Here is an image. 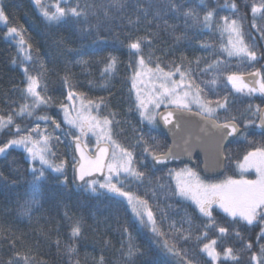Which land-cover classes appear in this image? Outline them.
<instances>
[{
    "label": "snow or ice",
    "instance_id": "obj_1",
    "mask_svg": "<svg viewBox=\"0 0 264 264\" xmlns=\"http://www.w3.org/2000/svg\"><path fill=\"white\" fill-rule=\"evenodd\" d=\"M33 3L49 24L57 25L72 20L76 23L88 22L89 27H92L91 20L100 23L101 15L105 21H110L116 18L117 14L131 13L135 14L137 19L135 22L129 20V23L137 25L143 21L160 28L162 22L165 29L174 28L168 24L167 17L169 14H175L176 18H183L186 24L195 22L208 27L216 15L214 10H209L205 5L201 18L200 14L194 8L188 7L183 0H93L92 3L83 5H73L64 0H57L55 4L49 5L43 0H33ZM229 6L238 10L236 3ZM250 9L252 27L257 28L261 33L260 39H264V28H259L255 23L257 15L264 20V0H259L258 3L253 0ZM246 18L240 16L238 19H230L224 16L220 18L222 23L215 24L222 34L227 33L229 36L228 45L223 51L229 57H238L240 61L237 70L228 71L226 74L227 83L224 87L231 85V89L224 95L215 91L218 78L225 75L220 60L207 64L203 69L204 72L214 70L216 76L211 81L198 82L194 70L188 66L190 61L185 63V58H182L181 64L162 67L158 59L145 52V48L151 46V41L145 37L134 36L131 30L128 32L126 39L129 42L126 47L129 67L132 69L130 92L135 91L134 106L142 121H147L153 126L162 122L173 135V143L164 145L155 137H146L141 132L137 136V144L142 149L140 153L135 152L132 145H123L114 137V127L118 122L115 121L114 113L104 111L107 103L103 97L94 100L78 92L67 78L64 83L68 91L64 99L42 95L37 91V77L31 74L28 67H24L25 87L21 96L24 103L20 105L19 112L12 111L6 116L0 115V130L7 129L8 133L12 134V138L0 146V155L6 154L10 148H22L33 165L30 196L20 205L21 214L28 215L33 208L38 209L40 181L45 178L46 173L58 174L55 177L57 181L67 185L66 167L70 166L74 173L72 182L76 183L78 188L97 195L111 194L124 198L142 224L150 226L155 235H164L158 230L157 218L149 201L157 196L156 189L165 187L164 180L167 178L172 195L194 205V211L199 214L198 218H203L205 229H214L219 233V237H231L234 240L233 244L223 246L222 251H217L216 239L203 243L199 251L206 254L210 264H264V140L249 139L250 127L253 134L256 127L260 128L261 135L264 136V107L251 103L243 110L235 107L238 96L252 97L259 94L264 97V65L256 66L264 60V50L258 49L251 37L248 38L251 43L245 42V33L241 30L240 21ZM0 21H8L2 8ZM7 35L17 40L21 49L33 48L25 39L21 27H8ZM179 39L177 37V40ZM26 58L31 59L30 52ZM117 62V57L110 55L105 61V73L113 71ZM240 66L243 70H240ZM177 75L179 79H176ZM143 77L153 81V86L147 93L138 87V82L143 83ZM209 92L215 95L216 99H211ZM53 105L59 107L63 114L61 122L47 114L35 117L36 121L44 123L43 128L41 123L37 122L35 127L22 129L15 122L16 116H32L35 109ZM49 121L54 125L51 132L48 131ZM12 128H15L14 133ZM57 132L59 134H56ZM241 142L247 146L242 150V158L229 147L230 144ZM61 143L72 149L70 160L60 158L53 151V148ZM197 147L209 150L218 166L234 161L241 173L239 178L227 176L216 181L202 178L200 172L193 167L185 166L179 170L167 168L169 161L179 159L177 149L191 157ZM36 164H39L38 168ZM247 171H254L256 178H245L243 173ZM158 172L161 175H156ZM173 179L174 188L171 187ZM126 182L128 186L135 183L138 188H145L144 195H134L130 187L125 190ZM220 213L230 218V226L226 227L220 223ZM163 215L161 212V216ZM81 227L79 221L72 227L70 236L73 241L82 237ZM169 227L177 233L173 237L176 243L169 244L165 240L163 247L166 253L180 257V264H200L196 259L197 253L190 257L187 251L177 248L179 241L187 243L193 239L191 231L177 229L175 224ZM256 227L259 232L255 233L254 242L242 235V231ZM124 231L127 233L128 229L125 228ZM185 231H188L187 235ZM204 238H207V231ZM195 239L199 241L201 238ZM0 243H6L13 253L3 264H35L32 256L18 250L15 232H10L7 239ZM236 243L240 246L236 247ZM57 247H60L59 241ZM76 252L72 244L66 246L68 264H78L75 259ZM138 255L142 253L134 244L129 243L125 264H136L135 257ZM100 264H103V257ZM205 264L209 262L206 261Z\"/></svg>",
    "mask_w": 264,
    "mask_h": 264
},
{
    "label": "trees",
    "instance_id": "obj_2",
    "mask_svg": "<svg viewBox=\"0 0 264 264\" xmlns=\"http://www.w3.org/2000/svg\"><path fill=\"white\" fill-rule=\"evenodd\" d=\"M92 2L93 0H69L68 3L83 5ZM183 2L194 8L201 18L207 5V8L214 10L216 14L213 23L208 27L195 22L186 24L183 18L169 14L168 24L174 28L165 29L162 22L160 28L143 21L138 25L129 23V20L135 22L137 17L128 13L117 14L116 18L110 21H105L101 15L100 23L91 20L92 27H89L88 22L76 23L72 20L57 25L49 24L42 17L33 0H0V8L8 17L6 26L0 25V115L6 116L12 111L19 112L20 105L24 103L21 99L25 87L23 69L28 67L31 74L37 77L40 83L39 92L42 95L64 99L68 91L64 83L67 78L78 92L94 100L103 97L107 103L104 111L114 113L115 121L118 122L114 127V137L123 145H132L135 152L142 151L137 144V136L141 132L146 137L148 135L155 137L161 144L169 145L161 128L142 121L134 106L133 92H130L132 69L129 67L126 47L129 42L126 39L128 32L131 30L134 36L145 37L151 41V46L146 47L145 52L158 59L162 67L181 64L182 58H185V63L190 61L191 64L188 66L194 70L198 82L211 81L216 76L215 71L204 72L203 69L207 64L220 60L225 73L218 78L215 85V91L220 95L231 89V85L224 87L227 83V72L237 70L240 65L239 58L229 57L223 51L227 46V35L215 27L216 23H222L220 18L228 16L230 19H238L240 16H246V19L240 21L241 30L245 33V42L251 43L252 41L248 39L251 37L257 48L264 50V39H260L261 33L252 27L250 4L253 0H183ZM231 3H236L238 10L232 9L229 6ZM255 23L259 28H264V20H261L259 15ZM8 27H21L25 39L33 48L21 49L17 40L8 37ZM177 37L180 39L177 40ZM23 50L25 55L22 54ZM29 52L31 59L26 58ZM110 55L116 56L118 62L113 71L105 73V61ZM260 65H264V60L256 66ZM240 70H243L242 66ZM209 97L216 99L211 92ZM249 103L256 105L258 102L252 97L238 96L235 107L243 110ZM44 114L58 122L63 119L59 107L53 105L35 109L32 116H16L15 122L22 129H30L35 127V123H42L36 121L35 117ZM52 126L54 128V125ZM250 129L251 127L249 133ZM51 131L52 128L49 129V132ZM14 132L15 128H12V133ZM11 138L12 134L8 133L7 129L0 130V146ZM262 138L249 135V139L256 141H261ZM229 147L242 158V150L247 146L241 142L230 144ZM53 151L62 159L71 158L72 149L63 143L56 145ZM193 168L200 172L199 159H196ZM235 168L234 161L226 163L223 177L239 178ZM31 169V162L20 149L10 148L0 157V241L6 240L10 232H15L18 250L32 256L35 264H68L65 250L69 244L77 250L75 259L78 264H100L101 257L103 264H125L129 243L134 244L142 253L135 257L136 264H180V257L167 254L163 247L165 240L169 244L176 243L173 237L177 233L169 227L172 224H175L177 229L191 231L193 239L187 243L179 241L177 248L187 251L190 257L197 253L196 259L200 264H205L206 261L210 264L206 254L199 251L203 243L216 239L217 251H222L223 246L234 243L231 237L221 238L214 229H205L202 224L203 218H198L199 214L194 211V205L172 195L167 178L164 180L165 187L156 189L157 196L149 201L157 218L158 230L164 235L157 236L151 231L150 226L142 224L124 198L111 194L97 195L78 188L72 182L70 166L66 167L67 185L57 181L55 177L58 174L46 173L45 178L40 181L38 209L33 208L28 215H22L20 205L30 196V184L33 179ZM156 175L159 176L161 173L158 172ZM174 186L173 179L171 187ZM129 187L134 195L143 196L146 190L143 187L138 188L135 183L128 186L126 182L125 190H129ZM161 212L164 213L163 216ZM218 219L223 226H230V218L225 217L223 213H220ZM77 221L82 226V237L73 241L70 233ZM125 228L128 229L127 233L124 231ZM258 232V227L249 228L242 231V235L254 242L255 233ZM187 234L188 231H185V235ZM195 237L201 239L198 241ZM235 246L240 245L236 243ZM12 255L7 244L0 243V264Z\"/></svg>",
    "mask_w": 264,
    "mask_h": 264
},
{
    "label": "water",
    "instance_id": "obj_3",
    "mask_svg": "<svg viewBox=\"0 0 264 264\" xmlns=\"http://www.w3.org/2000/svg\"><path fill=\"white\" fill-rule=\"evenodd\" d=\"M159 126L161 127L164 134L166 135L169 145H171L173 143L172 133L169 132L168 128L165 127L162 122H160ZM176 151L179 155V159L169 161L167 168L171 166H180V165H185V164L194 166L195 160L196 158H198L201 161L200 170H201V174L203 175V177L207 179L209 178L217 179V178L222 177L226 172V163L218 166L216 162L214 161L211 152L209 150H206L205 148H202V147L195 148L192 152L191 157L183 154V152L180 151L179 149H177ZM206 164H207V169H205ZM73 178H74V173H73ZM100 178L102 179V177Z\"/></svg>",
    "mask_w": 264,
    "mask_h": 264
},
{
    "label": "rangeland",
    "instance_id": "obj_4",
    "mask_svg": "<svg viewBox=\"0 0 264 264\" xmlns=\"http://www.w3.org/2000/svg\"><path fill=\"white\" fill-rule=\"evenodd\" d=\"M43 2L45 3V4H49V5H51V4H55L56 2H57V0H43ZM64 2H69V0H64ZM40 12V11H39ZM0 25H2V26H6V23L5 22H3V21H0ZM226 35H227V40H226V43H227V45H228V42H229V36H228V34L226 33ZM10 39H12L10 36H8ZM12 40H15V39H12ZM22 54H24L25 55V51L23 50L22 51ZM238 58V57H237ZM141 79H143V83L141 84V83H139L138 82V87L140 88V89H142V91L144 92V93H147L151 88H152V86H153V81H150L147 77H143V78H141ZM176 79H179V76L177 75L176 76ZM38 84H39V86H38V88H37V91L39 92V90H40V83H39V81H38ZM133 92V96H134V100H135V91H132ZM162 110V109H161ZM139 113V112H138ZM63 115V114H62ZM147 122V121H146ZM148 123V122H147ZM41 125H42V128H43V126H44V123L42 122L41 123ZM53 129V126H52V124L51 123H48V131H49V129ZM16 149H20V150H22L23 151V149L22 148H16ZM24 152V151H23ZM25 153V152H24ZM4 155V154H3ZM25 155H26V157L28 158V156H27V153H25ZM2 155H0V157H1ZM29 160V159H28ZM30 161V160H29ZM31 162V161H30ZM31 164H32V162H31ZM33 166V165H32ZM36 166H39V164H36ZM183 167H185V166H183ZM187 167H189V166H187ZM180 169V168H179ZM179 169H176V170H179ZM235 170L238 172V174H239V176L241 175V173H240V170L238 169V168H235ZM243 175H244V177L245 178H247V179H255L256 178V176H255V172L254 171H247V172H244L243 173ZM201 177L202 178H204L203 177V175L201 174ZM226 177H223V178H220V179H216V181H218V180H223V179H225ZM205 179H207V178H205ZM175 181V180H174Z\"/></svg>",
    "mask_w": 264,
    "mask_h": 264
},
{
    "label": "flooded vegetation",
    "instance_id": "obj_5",
    "mask_svg": "<svg viewBox=\"0 0 264 264\" xmlns=\"http://www.w3.org/2000/svg\"><path fill=\"white\" fill-rule=\"evenodd\" d=\"M252 98L255 100V99H257V102L258 103H256V105L257 104H259V105H261L262 107H264V97H262V96H260L259 94H256L255 96H252ZM259 123V121H257V124ZM261 129L260 128H258V127H256L255 129H254V134H253V129L251 128L250 129V135L252 136H254V137H256V136H260V137H263L262 139L264 140V136H262L261 135Z\"/></svg>",
    "mask_w": 264,
    "mask_h": 264
}]
</instances>
